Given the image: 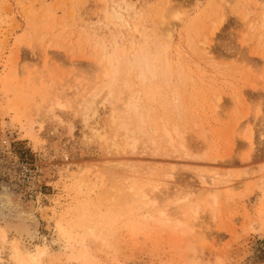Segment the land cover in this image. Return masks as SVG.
<instances>
[{
  "label": "rangeland",
  "instance_id": "374dc122",
  "mask_svg": "<svg viewBox=\"0 0 264 264\" xmlns=\"http://www.w3.org/2000/svg\"><path fill=\"white\" fill-rule=\"evenodd\" d=\"M113 8L128 11L135 37ZM116 36L128 52L146 42L160 66L145 85L122 67L139 98L128 119L139 140L126 154L107 142L128 92L100 91L99 58ZM263 77L264 0H0V264H20L15 244L46 247L42 264H264ZM166 121L186 130L187 152L166 146ZM134 167L150 174L133 182ZM202 176L222 181L216 201ZM129 184L158 186L152 206ZM112 186L130 196L105 197Z\"/></svg>",
  "mask_w": 264,
  "mask_h": 264
},
{
  "label": "bare ground",
  "instance_id": "6f19581e",
  "mask_svg": "<svg viewBox=\"0 0 264 264\" xmlns=\"http://www.w3.org/2000/svg\"><path fill=\"white\" fill-rule=\"evenodd\" d=\"M113 10V12L111 13V14H113L112 15V19H114V18H116V19H118L120 22H121V24H119L120 26L119 27H121V25L123 24V27H128V29L130 30V33L129 34H131V36H132V38L133 37H135L134 36V34H135V32L138 30L137 29V25L136 24H134L133 26H132V24L129 22L131 19H132V17L128 14V11H127V15H125V14H123L121 11L119 12L118 10H116V8L114 9H112ZM109 13L110 12H108L107 14H108V16H109ZM172 15V14H171ZM173 16H175V15H173ZM110 17V16H109ZM176 18H179L180 19V17H178V15H176L175 16ZM161 18H162V15H161ZM164 18H169L170 19V16L169 17H164L163 16V19ZM109 19V18H108ZM167 20V19H164V24L166 25V27L165 28H167V31H169L172 27H170V23H169V21L170 20ZM224 19V18H223ZM223 19L221 20V21H223ZM134 20V19H133ZM163 21V20H162ZM220 21V22H221ZM244 21V20H243ZM133 23H134V21H133ZM163 23V22H162ZM163 24V25H164ZM175 24V23H174ZM218 24V23H217ZM118 25V24H117ZM164 25V26H165ZM172 25V24H171ZM217 27H215L213 30H214V32H215V29H216ZM173 29V28H172ZM172 31V30H171ZM170 31V32H171ZM214 32H212V33H214ZM132 33H134V34H132ZM137 33H139V32H137ZM136 35V34H135ZM137 36H140V34L139 35H137ZM119 38H122V35H120V36H118ZM147 37V36H146ZM170 37H171V34L169 33V34H167V39H170ZM116 38V41H115V45H114V47H113V49H112V51H108L107 49H106V47L104 48V49H102V52H101V55H100V58H99V63H100V65H101V67L103 68V70H101L102 71V75H101V77H102V83H101V88H100V91H102L103 92V90L105 89H107L106 90V93H108L109 92V94L111 93V95H112V92H113V90L111 89L113 86H114V88L115 87H120V88H123V89H125L126 90V92H128V96H127V99H126V101H125V103L121 106V109H122V113H123V115H125V116H120V117H118V118H115L114 117V119H113V123L115 124V135L113 136V138L111 139V141H108L107 142V149H108V151L110 152V153H113L114 151H115V153H118V152H121V151H123V152H125V154H126V151H124L126 148L127 149H130V150H132L133 149V151L135 150L134 148L136 147L135 145H136V142L139 140H137L135 137H133L134 135L132 134L133 132L135 133V129L133 130V129H131L130 127H129V124H130V122L128 121V119L130 120V119H134L133 117H132V115H131V112L132 111H136L137 110V107H135V104H136V102H137V100H139V98H138V90H131V86H132V83L126 78V77H122L121 79H120V74L122 73V67H124V66H129V65H131L132 64V66H134L136 69H138L139 70V72H138V79H141L142 81H144L145 83H144V85L146 84V81H147V83H150V79H149V76L150 77H156V75H157V68H158V64L156 63V61L154 60V58H155V56H156V54L155 53H153V52H151V50H150V48L147 46V44H146V42L145 43H143V44H141L138 40V44H137V47L136 46H134L135 45V42H133V41H130V44H131V48H130V51L131 50H133V51H135V53L132 55V57H130L129 56V52H128V50L127 49H125V47L124 48H122V49H120V43L117 41V36L115 37ZM128 38V37H127ZM166 40V39H165ZM146 41V40H145ZM159 42V41H158ZM209 42V41H208ZM165 43V42H164ZM205 43V42H204ZM202 44V43H201ZM205 44H210V43H205ZM203 45V44H202ZM204 46H206V45H204ZM138 48V51L136 50V48ZM204 48V47H203ZM205 48H209L210 49V47H205ZM204 48V51L206 50ZM208 49V50H209ZM208 50H206L205 52H207ZM203 51V50H202ZM203 51V52H204ZM99 65V64H98ZM127 68V67H126ZM134 68V69H135ZM159 68H160V66H159ZM158 68V69H159ZM131 69H133V67L132 68H128L127 69V73H130L131 72ZM161 73V72H160ZM169 73V72H168ZM136 75L137 74H135V78H136ZM149 75V76H148ZM126 76V75H125ZM261 76H263V75H261ZM260 78V77H259ZM264 78V77H263ZM132 79V78H131ZM132 81H134V78L132 79ZM149 81V82H148ZM161 81V80H160ZM256 81V80H255ZM254 81V82H255ZM259 82H261V81H259ZM183 83V82H182ZM181 84V83H180ZM262 84V83H261ZM259 85V84H258ZM183 88V87H182ZM92 90V89H91ZM90 90V92H89V94L92 96H95V97H97L98 96V94H100V92H97L98 90H96L95 89V91H91ZM108 91V92H107ZM182 91V90H181ZM101 92V93H102ZM140 92V91H139ZM171 92H173V91H171ZM105 93V92H104ZM114 93V92H113ZM170 94V93H169ZM104 95V94H103ZM178 96V94L177 93H173V96ZM105 97H107V96H105ZM84 98V97H83ZM82 98V99H83ZM143 98V97H142ZM218 98H219V96H218ZM102 99V98H101ZM220 99V98H219ZM219 99H217V100H219ZM165 101V100H164ZM175 101H177V100H175ZM220 102V101H219ZM218 102V103H219ZM175 103V102H174ZM57 104H58V106H62V103L60 102V101H57ZM178 104V103H177ZM176 104V105H177ZM142 105H145L144 103L142 104ZM214 106H215V104H214ZM60 108V107H59ZM169 108V107H168ZM63 110V109H62ZM139 111V110H138ZM144 111V110H143ZM140 112V111H139ZM147 112V110L146 111H144V113H146ZM141 113V115H138L141 119L143 118V114L144 113H142V112H140ZM170 113V112H169ZM55 116H56V114H55ZM161 117V116H160ZM159 117V118H160ZM143 120V119H142ZM144 120H145V118H144ZM164 120H166L165 118H164ZM133 121H135V120H133ZM136 124L135 125H137V127H138V125L140 124V123H138V122H135ZM143 123V122H142ZM149 123V122H148ZM151 123V122H150ZM162 123V122H161ZM173 123V122H172ZM146 124V123H145ZM155 124V123H154ZM170 124V123H169ZM236 124V123H235ZM245 124V123H244ZM149 126H151V125H149ZM43 126H41V128H42ZM40 128V129H41ZM139 128V127H138ZM183 128V127H182ZM182 128H180L178 125H177V123L175 124V123H173V124H171V126H168V124H167V121H166V124H165V122H163V125L161 126V135L162 136H160L161 138H163L164 139V143L166 144V146L167 147H171L174 151L175 150H178L179 148H180V150L182 149V150H186L185 152H187V146L185 147V138H187V137H185V131L184 130H182ZM150 129L153 131V133H157L158 131H159V129L157 128V127H155V126H151L150 127ZM137 131V130H136ZM137 133V132H136ZM140 135L142 134V132H138ZM131 134H132V136H131ZM139 134H137V135H139ZM145 134H146V132H145ZM248 134H251V133H248ZM157 135V134H156ZM158 136V135H157ZM251 136V135H250ZM120 138L122 141L121 142H118V140L116 139V138ZM154 137H156V136H154ZM159 137V136H158ZM253 137V136H252ZM248 139H250L251 140V138H249V137H247ZM249 140V141H250ZM149 141V140H148ZM153 141V140H152ZM154 142V141H153ZM152 142V143H153ZM251 142H253V141H251ZM155 143H153V145H154ZM254 144V143H253ZM252 145V144H251ZM250 145V146H251ZM155 146V145H154ZM184 148H186V149H184ZM126 149V150H127ZM160 149V148H159ZM181 150V151H182ZM154 151V150H153ZM154 152H156V151H154ZM177 152V151H176ZM182 152H184V151H182ZM184 152V153H185ZM122 153V152H121ZM174 153V152H173ZM179 153V152H178ZM122 154H124V153H122ZM121 154V155H122ZM156 154V153H155ZM167 154H169V153H167ZM170 155V154H169ZM177 155V154H176ZM120 156V155H119ZM164 156V155H163ZM172 156V155H171ZM175 156V155H174ZM180 156V155H179ZM189 156V155H188ZM178 157V156H177ZM191 157V156H190ZM186 158H187V156H186ZM214 159V158H213ZM217 159V158H216ZM112 162V161H111ZM110 162V163H111ZM122 164V163H121ZM120 163H118L117 164V162L116 163H114V167H115V165L117 166V168H118V166H120L121 165ZM139 164V163H138ZM104 165V164H103ZM122 165H125L124 164V162H123V164ZM121 165V166H122ZM126 166H127V164H126ZM125 166V167H126ZM133 166V165H132ZM136 166V165H135ZM142 166H144V165H142ZM141 166V167H142ZM144 167H146V166H144ZM149 167V166H148ZM147 167V168H148ZM168 167V166H167ZM109 168V167H108ZM122 168H123V166H122ZM128 168H130V166L128 165L127 166V168H124V169H127L128 170ZM135 168V170L134 171H132L131 172V175H132V178H133V182H134V179H136V178H138V177H140V174H144V176L145 177H147L146 176V174H150L148 171L147 172H141V171H143L142 169H144V168H142L141 170H138L137 171V168L136 167H134ZM153 168V167H152ZM105 169H107V167H105V168H102V170H105ZM110 169H112V170H114L113 169V167H111L110 166ZM109 169V170H110ZM157 169V168H156ZM173 169V168H172ZM172 169H169V171L171 170L172 171ZM175 169V168H174ZM173 169V170H174ZM94 170V169H93ZM92 170V171H93ZM111 170V171H112ZM162 170V169H161ZM159 171V172H162V171ZM211 170V169H210ZM164 171V170H163ZM83 172H84V170H83ZM129 172V171H128ZM152 172V171H151ZM215 172V171H214ZM78 173V172H77ZM87 173V172H86ZM88 173H90V172H88ZM118 172H116V174H117ZM126 173V172H125ZM155 173H157V172H155ZM164 173V172H163ZM162 173V174H163ZM169 173H171V172H168L167 174H169ZM211 174L213 173V172H210ZM215 173H217V172H215ZM214 173V174H215ZM102 174H103V172H102ZM130 174V173H129ZM153 174V173H152ZM165 175L164 174V176L167 178V179H170V178H172L173 179V177H171V175ZM79 175V176H78ZM78 175H76V176H78V177H82V175H80V174H78ZM87 175V174H86ZM106 175V174H105ZM114 175V173L112 174V176ZM118 175H119V173H118ZM141 175V176H142ZM161 175V174H160ZM216 176H217V174H215ZM220 174H218V176H219ZM84 176V175H83ZM103 176V175H102ZM111 176V175H110ZM126 176H127V174H126ZM162 176V175H161ZM170 176V177H169ZM221 176V175H220ZM219 176V177H220ZM85 177V176H84ZM211 177V176H210ZM75 178V177H74ZM85 178H88V177H85ZM120 178V177H119ZM123 176H122V180H123ZM144 178V177H143ZM149 178V177H148ZM214 178L215 179H213L212 177L211 178H209V180H208V182H210V183H208L207 181H206V179H203V176H202V179L203 180H205L204 182H205V184H207V186L208 185H210V197L212 198L213 197V200L212 201H216V186L217 185H219L222 181H219V184H217L215 187L213 186V184L215 185L216 183H217V180H216V177L214 176ZM97 179V178H96ZM146 179V178H145ZM75 180H78L79 182L77 183V185L78 184H81V186L83 187V185L85 186V185H88V183H89V181H88V179L87 180H80V178L79 179H76L75 178ZM110 180H112V179H110ZM113 180H114V178H113ZM232 180V179H231ZM88 181V182H87ZM108 181V180H107ZM160 181V180H159ZM174 181V180H173ZM228 181V180H227ZM233 181V180H232ZM110 182V181H109ZM114 182H115V180H114ZM142 182V181H141ZM144 182V181H143ZM228 182H230V181H228ZM96 183V182H95ZM131 183V182H130ZM146 183H147V181H146ZM158 183V182H157ZM160 183H158V185H159ZM165 184V183H164ZM231 184V183H230ZM89 185H91L92 186V184L90 183ZM115 185H117V184H115ZM122 185V184H121ZM120 185V186H121ZM125 185V184H124ZM145 185H147V184H145ZM148 185H150V183L148 184ZM111 186V185H110ZM123 186V185H122ZM129 188L130 189H132V187L133 186H131L130 184H129ZM144 186V185H143ZM90 187V186H89ZM94 187V186H93ZM142 187V186H141ZM147 187V186H146ZM158 186H156L155 185V187H153V191L154 190H156V189H154V188H157ZM79 188V187H78ZM86 188V187H85ZM136 188V187H135ZM144 188V187H143ZM81 189V188H80ZM125 189H127V188H125ZM125 189L123 188V187H115V186H112V188L111 189H109L108 188V195H106L107 193V191L105 192L106 194H105V197H108V196H111V195H114V196H117L118 194H121V193H123L122 194V196H127L128 195V192H130L129 190H127V192L125 193L124 191H125ZM142 191H141V190ZM145 190H147V188H144ZM150 189V188H149ZM158 189H159V187H158ZM132 190H134V192L136 191L137 192V190H140L141 192H142V194L141 195H138V194H136L135 195V193H132V192H130L131 194H132V196L134 197V200L135 201H141V202H138V203H140L141 205H144V207L145 206H147V208H146V210L148 209V207L150 206V204L152 203L151 201H150V198H153V197H148V192H151L150 194H153V191L151 190H148L147 191V194H146V192H144V190L142 189V188H139V189H137V190H135V189H132ZM131 190V191H132ZM91 191V190H90ZM89 192V191H88ZM104 192V191H103ZM110 193V194H109ZM104 194V193H103ZM117 194V195H116ZM149 194V195H150ZM120 196V195H119ZM129 196H130V194H129ZM129 196H127V197H129ZM131 196V197H132ZM150 196H152V195H150ZM154 196V195H153ZM127 197H126V199H127ZM140 197H142V199L144 200V201H142V199H140L139 200V198ZM107 199V198H106ZM113 199V198H112ZM122 199H124V197L122 198ZM131 199V198H130ZM153 199H155V198H153ZM6 201L5 202H3V204L4 205H6V206H10L12 203H11V201H10V198H9V196H7L6 197V199H5ZM130 201V200H129ZM152 201H154V200H152ZM190 201V200H189ZM189 201H188V203H187V205H189ZM113 202H114V200H113ZM128 202V200L125 202V203H127ZM155 202V201H154ZM153 202V203H154ZM191 202V201H190ZM0 203H2V200H1V202ZM137 203V204H138ZM137 204H135V205H137ZM185 204V203H184ZM191 204V203H190ZM216 204V203H215ZM119 205V204H118ZM122 205V204H121ZM141 205H140V207H141ZM154 205V204H153ZM155 205H156V203H155ZM154 205V206H155ZM186 205V204H185ZM151 206H152V204H151ZM184 206V205H183ZM119 207V206H118ZM157 207V206H156ZM151 208V207H150ZM188 208H189V206H188ZM186 209V208H185ZM185 209H183V213L185 212ZM188 210V209H187ZM153 211V210H152ZM155 211V210H154ZM189 211V210H188ZM153 213V212H152ZM167 213L168 212H166L165 211V209L161 212V215L160 216H162V218L164 217V220H165V218H167V216H169V215H167ZM182 213V212H181ZM192 216V215H191ZM194 217V216H193ZM195 219H196V217H194ZM168 219V218H167ZM182 220V219H181ZM168 221H169V219H168ZM180 222V221H179ZM190 226V225H189ZM192 226V225H191ZM193 228V227H192ZM8 234H9V231H8V228L7 227H5V226H0V259H1V257H2V255H1V253H2V251L3 250H5L4 248H5V245H6V243L8 242ZM21 241V240H20ZM15 242V241H14ZM12 248V247H11ZM14 249H15V254H17V255H19V256H21L20 257V264H42V262H41V257L46 253V247H36V248H34V250H30V249H28L27 247H25V249L23 248V249H21V247L19 246V244H15L14 245ZM12 251V250H11ZM14 251V250H13ZM12 251V252H13ZM46 255V254H45ZM16 256V255H15ZM19 262V261H18Z\"/></svg>",
  "mask_w": 264,
  "mask_h": 264
}]
</instances>
